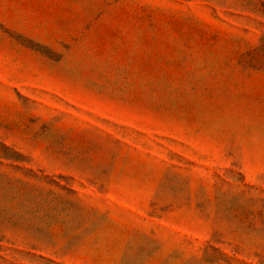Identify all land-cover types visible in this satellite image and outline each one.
<instances>
[{
  "label": "rangeland",
  "instance_id": "rangeland-1",
  "mask_svg": "<svg viewBox=\"0 0 264 264\" xmlns=\"http://www.w3.org/2000/svg\"><path fill=\"white\" fill-rule=\"evenodd\" d=\"M0 264H264V0H0Z\"/></svg>",
  "mask_w": 264,
  "mask_h": 264
}]
</instances>
